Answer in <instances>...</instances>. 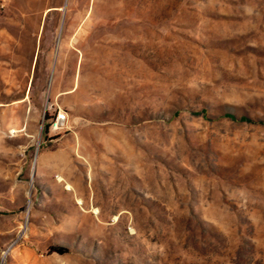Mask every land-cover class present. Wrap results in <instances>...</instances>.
Wrapping results in <instances>:
<instances>
[{"label":"rangeland","instance_id":"obj_1","mask_svg":"<svg viewBox=\"0 0 264 264\" xmlns=\"http://www.w3.org/2000/svg\"><path fill=\"white\" fill-rule=\"evenodd\" d=\"M0 264H264V0H0Z\"/></svg>","mask_w":264,"mask_h":264},{"label":"trees","instance_id":"obj_2","mask_svg":"<svg viewBox=\"0 0 264 264\" xmlns=\"http://www.w3.org/2000/svg\"><path fill=\"white\" fill-rule=\"evenodd\" d=\"M224 115L226 116H229L230 118H237V116L231 112H225ZM239 119H242V120H248V121H251L252 118L247 116V115H240L238 116ZM50 250H54V251H57V252H63L65 251L66 249L60 245H51L50 246Z\"/></svg>","mask_w":264,"mask_h":264},{"label":"bare ground","instance_id":"obj_3","mask_svg":"<svg viewBox=\"0 0 264 264\" xmlns=\"http://www.w3.org/2000/svg\"><path fill=\"white\" fill-rule=\"evenodd\" d=\"M12 131H14V130H12ZM57 178H58V180H62L63 179V177H61L60 175H58ZM65 188L66 189H71V185L69 183L65 182ZM78 202H80L79 199H78Z\"/></svg>","mask_w":264,"mask_h":264},{"label":"built area","instance_id":"obj_4","mask_svg":"<svg viewBox=\"0 0 264 264\" xmlns=\"http://www.w3.org/2000/svg\"><path fill=\"white\" fill-rule=\"evenodd\" d=\"M64 114H65V113L62 112V111L58 112V114H57V118L61 119V117H64V116H65Z\"/></svg>","mask_w":264,"mask_h":264}]
</instances>
